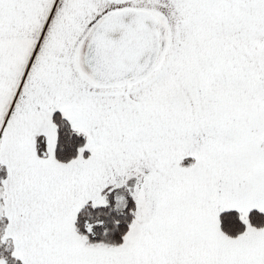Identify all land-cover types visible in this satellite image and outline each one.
Returning a JSON list of instances; mask_svg holds the SVG:
<instances>
[{
    "label": "snow or ice",
    "instance_id": "obj_1",
    "mask_svg": "<svg viewBox=\"0 0 264 264\" xmlns=\"http://www.w3.org/2000/svg\"><path fill=\"white\" fill-rule=\"evenodd\" d=\"M0 264H264V0H0Z\"/></svg>",
    "mask_w": 264,
    "mask_h": 264
}]
</instances>
